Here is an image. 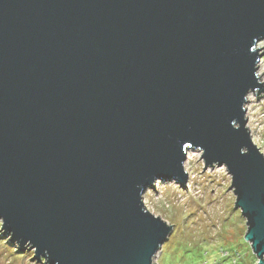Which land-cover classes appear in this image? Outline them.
<instances>
[{
	"label": "water",
	"instance_id": "water-1",
	"mask_svg": "<svg viewBox=\"0 0 264 264\" xmlns=\"http://www.w3.org/2000/svg\"><path fill=\"white\" fill-rule=\"evenodd\" d=\"M257 39L264 0H0V236L40 264H154L173 227L144 190L186 189L197 150L264 264Z\"/></svg>",
	"mask_w": 264,
	"mask_h": 264
},
{
	"label": "rangeland",
	"instance_id": "rangeland-1",
	"mask_svg": "<svg viewBox=\"0 0 264 264\" xmlns=\"http://www.w3.org/2000/svg\"><path fill=\"white\" fill-rule=\"evenodd\" d=\"M257 66L259 83L264 84V56ZM257 92L247 94L245 127L264 157V93ZM200 155L197 150L186 153L182 166L186 189L170 179L143 194L145 209L173 227L153 263L257 264L250 243L245 241L246 220L234 206L231 177L223 166L203 169ZM7 240L0 236V264H40L33 259V250L19 252Z\"/></svg>",
	"mask_w": 264,
	"mask_h": 264
},
{
	"label": "clouds",
	"instance_id": "clouds-1",
	"mask_svg": "<svg viewBox=\"0 0 264 264\" xmlns=\"http://www.w3.org/2000/svg\"><path fill=\"white\" fill-rule=\"evenodd\" d=\"M257 41H264V39H257L256 42H257ZM256 42H255V43H256ZM246 99H247V96H245V100H246ZM243 106H244V105H243ZM233 126H234L235 128H239V124H235V123H234ZM198 148L201 150V153L203 154V152L205 151L204 148H202V147H198ZM241 152L246 154V153L248 152V149H247V148H242V149H241ZM183 163H184V159L181 161V167L183 166ZM215 163H216V162H215ZM222 171H223V169H222ZM160 182H161V179H160V178H156V179L152 182V186H155V185L159 184ZM146 189H147V188H146ZM146 189H145V190H146ZM145 190H144V191H145ZM144 191H143V192H144ZM143 192H142V193H143ZM142 193H140L139 198H141V194H142ZM142 210H143V209H142ZM4 224H5L4 219H3V218H0V231H4ZM26 245H28V246H32L30 242L27 243Z\"/></svg>",
	"mask_w": 264,
	"mask_h": 264
},
{
	"label": "trees",
	"instance_id": "trees-1",
	"mask_svg": "<svg viewBox=\"0 0 264 264\" xmlns=\"http://www.w3.org/2000/svg\"><path fill=\"white\" fill-rule=\"evenodd\" d=\"M18 250V248H16ZM238 264V263H237Z\"/></svg>",
	"mask_w": 264,
	"mask_h": 264
},
{
	"label": "bare ground",
	"instance_id": "bare-ground-1",
	"mask_svg": "<svg viewBox=\"0 0 264 264\" xmlns=\"http://www.w3.org/2000/svg\"><path fill=\"white\" fill-rule=\"evenodd\" d=\"M251 93V92H250ZM245 108V107H244ZM247 122V121H246Z\"/></svg>",
	"mask_w": 264,
	"mask_h": 264
}]
</instances>
